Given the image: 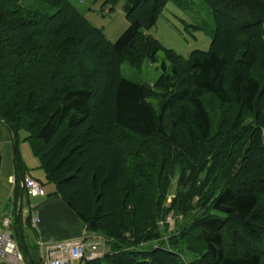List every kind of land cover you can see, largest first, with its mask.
<instances>
[{
    "label": "trees",
    "instance_id": "obj_1",
    "mask_svg": "<svg viewBox=\"0 0 264 264\" xmlns=\"http://www.w3.org/2000/svg\"><path fill=\"white\" fill-rule=\"evenodd\" d=\"M25 1L0 0V123L19 180L25 130L53 195L108 247L82 264H264V0H204L216 30L188 58L147 32L170 0H123L114 43L70 0ZM160 52L153 87L123 76Z\"/></svg>",
    "mask_w": 264,
    "mask_h": 264
},
{
    "label": "rangeland",
    "instance_id": "obj_2",
    "mask_svg": "<svg viewBox=\"0 0 264 264\" xmlns=\"http://www.w3.org/2000/svg\"><path fill=\"white\" fill-rule=\"evenodd\" d=\"M81 13H86L87 19L97 28L103 29L111 42H116L121 34L129 27L130 22L126 18L123 10L125 1L121 0L115 6L106 5L107 0H70ZM24 5L33 9L40 10L44 13L52 15L55 13L54 8L43 5L36 0H26ZM102 9L106 11L102 15ZM108 12V13H107ZM216 25L214 21L213 11L204 0H170L163 9L160 18L151 30L147 31L150 35L160 41L167 49L175 50L179 55L188 58L195 50L208 51L212 42ZM158 63L154 64L145 61L141 70L132 68L128 63L122 66L123 76L136 83L153 87L161 76V63L164 59L163 52L158 55ZM153 105L158 109L159 101L151 100ZM205 105L212 117L213 130L217 125L216 112L218 110V102L213 95H207L204 98ZM28 133L20 130L18 134V150L24 161L27 162L28 172L32 176L40 179L43 183L45 191L54 189V185L48 183L45 179V173L40 169L39 159L33 154L30 143L26 140ZM0 141H1V170H0V207L4 199L11 193L13 183H8V173L15 175V137L9 127L0 123ZM38 175V176H37ZM178 185L177 177H174L171 191L166 203L171 208L172 200L176 195ZM2 214V213H1ZM0 214V222L3 216ZM176 217L174 211H171L167 217L166 223L169 230L173 231L176 226ZM180 220V218H179ZM32 221V219H31ZM3 223V222H2ZM166 226V225H165ZM7 230L13 232L12 226L5 228L0 225V233ZM24 230V229H23ZM25 231V230H24ZM35 234V231L29 230ZM96 235V234H95ZM97 236V235H96ZM16 240V236H15ZM89 240V239H88ZM19 242V238L17 237ZM87 254L92 253L103 254L108 247L102 238L97 236L91 240ZM103 256V255H101ZM4 264V263H1Z\"/></svg>",
    "mask_w": 264,
    "mask_h": 264
},
{
    "label": "crops",
    "instance_id": "obj_3",
    "mask_svg": "<svg viewBox=\"0 0 264 264\" xmlns=\"http://www.w3.org/2000/svg\"><path fill=\"white\" fill-rule=\"evenodd\" d=\"M22 162L26 167L25 178L31 177L41 182L40 179L27 173V162L23 159ZM7 181L8 183H13V189L4 199L3 204H1L0 214L2 213L3 223L0 222V225L4 227V221L6 219L12 221L14 242L24 253L26 260L27 254L29 253L33 256L35 263L43 264V258L46 257V245L50 242L82 239H89L88 242H90L97 238L95 234L86 231L82 221L64 203L60 196L53 195L55 187L48 192L46 191L47 196L45 197L30 198L24 189L23 180H19V177H17L16 170L15 175L8 173ZM19 213L21 215V220L18 224L17 214ZM33 216H37L38 218L36 227L33 226L31 219L28 221V218ZM20 226L25 231L24 238H22L21 242H18L17 237H19V235L16 230L19 229ZM29 230L35 231V234L29 232Z\"/></svg>",
    "mask_w": 264,
    "mask_h": 264
},
{
    "label": "built area",
    "instance_id": "obj_4",
    "mask_svg": "<svg viewBox=\"0 0 264 264\" xmlns=\"http://www.w3.org/2000/svg\"><path fill=\"white\" fill-rule=\"evenodd\" d=\"M24 189L31 198H40L47 195L43 185L36 179L27 177L24 181ZM32 224L37 226L38 218L33 216ZM12 226V221L6 219L4 227ZM89 244L87 240H74L63 242H50L46 245V257L43 258V264H82L84 259L89 260L100 258V253L88 255ZM27 264L24 253L14 242L13 234L7 230L0 233V264Z\"/></svg>",
    "mask_w": 264,
    "mask_h": 264
},
{
    "label": "water",
    "instance_id": "obj_5",
    "mask_svg": "<svg viewBox=\"0 0 264 264\" xmlns=\"http://www.w3.org/2000/svg\"><path fill=\"white\" fill-rule=\"evenodd\" d=\"M1 144V141H0ZM0 170H1V146H0Z\"/></svg>",
    "mask_w": 264,
    "mask_h": 264
}]
</instances>
